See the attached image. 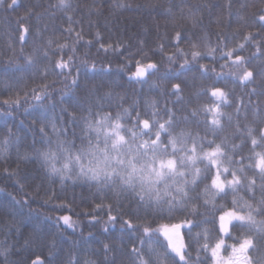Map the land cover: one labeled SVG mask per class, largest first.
I'll return each mask as SVG.
<instances>
[{"label":"trees","instance_id":"1","mask_svg":"<svg viewBox=\"0 0 264 264\" xmlns=\"http://www.w3.org/2000/svg\"><path fill=\"white\" fill-rule=\"evenodd\" d=\"M10 2L5 0L4 4H0V82L7 81L13 85L8 91L0 83V93H3L0 95V140L9 135L8 128L12 130L8 153L0 158V209L8 206L12 212L0 211V250L3 251L0 264H31L36 256H40L46 264H67L70 256L78 257L81 264L85 257L97 264H105V245L112 249L107 254L108 261L132 264L130 252L134 246L141 247L140 241L144 240L147 250L145 227L152 229L153 242L159 240L166 243L162 227L182 224L186 220L192 223H184L179 237L189 245L188 252L193 257L197 255L198 244L194 239L197 233L201 234L200 244L205 242L204 235H207L210 246L224 239L226 248L221 249L220 255L223 258L227 256L237 238L247 231L237 226L230 228V235L219 232L218 217L221 212L217 209L220 205L225 209L231 207V193L223 199L217 197L216 208L204 206L201 200L196 215H146L142 208L129 200L126 193L98 188L95 182L90 185L66 179L61 184L60 178L49 176L42 162L34 156L29 160L20 157L25 152L34 153L35 149L46 147L40 123L33 124L34 118L41 112L54 120L58 127L62 121L70 120L68 113L75 112L77 117L87 116L86 111H81L90 102L84 87L86 83L99 96L109 91L112 93L110 101H101L105 105L104 112L115 115L120 110L118 104L122 103L127 108L134 101H139L138 110L143 113L146 102L156 101L161 115L167 105L178 118L187 115L191 120L195 119L190 115L192 109L214 105L210 90L213 87L222 88L228 93L229 101L227 105H222V110L232 115L233 123L229 124L224 118V131L215 139L219 142L226 137L230 142L240 144L239 134L234 136L237 122L245 134L247 127H264L261 124L264 95L260 94L264 90V81L256 75L254 83L241 84L238 79L229 76L237 69H221V64L231 61L227 57L220 59V56L222 52L245 43L244 37L249 33L260 41L264 29H260L258 17L264 14L261 12L264 3L261 0H69L70 7L62 9L59 0H18L17 7L9 10L7 4ZM29 12L31 15H28ZM193 12L199 18L195 28L186 19ZM241 17L244 19L241 20ZM254 19L256 24L252 23ZM21 25L29 28L23 44L19 40ZM69 28L72 32L67 31ZM177 31L184 37L179 42L174 39ZM76 33H80L82 39L75 44V53L67 48L61 53L58 45L65 42L71 45L76 40ZM49 41H52L51 45ZM190 42L200 45L202 53L206 51L203 47L205 43L216 48L217 59L213 61L205 56L198 63L191 62ZM177 44L179 49L189 53V64L184 65V57L177 51ZM45 51L48 57L44 56ZM260 51L264 53V41H260ZM237 54L249 61L247 68L254 74L264 66V55L257 53L255 42L245 43L243 50L234 52L233 59ZM69 55H73L75 61L71 76L66 79L57 75L60 70L56 69L49 72L46 81L41 79L40 73L45 68L51 69L57 60L61 57L67 60ZM28 56H33L35 60L28 71H12L18 66L23 67ZM169 56L174 57L172 62H169ZM137 60L157 65L145 78L146 82L138 83L128 78ZM93 64L95 70L91 67ZM201 65L209 70L207 75L202 74ZM77 70L80 87H66ZM32 73L36 74L35 78ZM218 74L227 76V81L217 80ZM41 83L50 85L49 98L37 103L32 99V89ZM175 84L180 85L177 94H173ZM17 90L21 92L20 105L5 106L3 101L10 96L15 99ZM24 92L28 93L26 102ZM61 96L64 97L63 103ZM74 103L81 107L74 108ZM62 108L68 111L62 112ZM181 127L204 135L203 125L197 129L195 123L181 124L177 131ZM75 131L76 136L73 137L70 127L66 139L74 140L79 146L80 127H76ZM46 132L48 139L55 140L50 126ZM209 138H212L211 135ZM250 146V141L244 145V155H248ZM207 183L210 184V181ZM203 187L202 183L190 194L195 196L202 192ZM238 195L251 200L246 189H241ZM12 197L20 204H14ZM259 198L257 190L256 199L251 202L255 204ZM110 215L116 219L110 221ZM64 216L70 217L71 227L61 219ZM256 219L264 220V216L257 215ZM214 220L216 223H213ZM125 221H131L132 227L129 228ZM199 255L205 264H213L210 249L201 251Z\"/></svg>","mask_w":264,"mask_h":264},{"label":"snow or ice","instance_id":"2","mask_svg":"<svg viewBox=\"0 0 264 264\" xmlns=\"http://www.w3.org/2000/svg\"><path fill=\"white\" fill-rule=\"evenodd\" d=\"M5 0H0L4 4ZM264 3V0H261ZM18 5V0H11L7 4V9L14 10ZM60 8L70 7L69 0H59ZM264 13V8L261 9ZM31 15V12L28 13ZM71 20V17H69ZM192 24L197 27L199 18L196 13H191L186 17ZM241 20L244 18L241 17ZM253 24L257 20L252 21ZM258 23L260 29H264V14L259 15ZM68 32H72L69 28ZM29 28L21 25L19 40L23 44ZM82 39L80 33H76V40L69 45L67 42L58 45L61 53L64 49H69L75 53V44ZM174 39L179 42L184 37L181 32L175 33ZM203 39H206L204 37ZM245 43L249 41L257 43V53L264 55L260 51V41H264V35L260 36V41L249 33L244 37ZM51 45L52 41L48 42ZM245 43H241L237 48L222 52L220 59L227 57L231 63L221 64V69L235 68L236 72H230L229 76L238 79L241 84L254 83L255 76L258 75L264 81V66L258 73L247 68L248 60L237 54L233 59L234 52L238 53L243 50ZM103 48L104 45H101ZM111 47V46H109ZM192 51L191 62L198 63L205 56L211 57L213 61L216 48L205 43L203 47L205 52L199 50L200 45L191 43ZM163 50V45L160 46ZM107 51V49H105ZM115 51V49H113ZM177 51L184 57V65L189 64V53L179 49ZM21 52L23 49L21 48ZM45 57L48 52L45 51ZM256 54H254L255 56ZM173 56H169V62H172ZM26 62L23 67L18 66L12 71H28L35 63L33 56L25 58ZM74 56L69 55L67 60L61 57L54 66L49 69L45 68L40 73L42 80H47L49 72L56 69L60 71L57 75L67 77L72 75L74 67ZM182 65V67L184 66ZM92 69L95 70V64ZM155 63L143 64L140 60L136 61V71L129 77L138 83L146 82V77L155 70ZM202 74L207 75L208 69L200 66ZM215 71V69H212ZM35 73H32L35 78ZM217 80L227 81L228 77L222 74L216 76ZM3 83L5 90L11 91L13 85L7 81ZM66 87L79 88V71L75 77H72L70 84ZM85 89L89 93V104L81 111H86L87 116L77 117L75 112L68 113L70 120L62 121L58 127L56 122L49 119L44 112L34 118L33 124L39 122L40 132L43 134L45 148H37L34 153L25 152L20 159L29 160L33 156L37 161L42 162L45 171L49 176H58L61 184L64 180H72L89 183L95 182L98 188H110L118 193L128 194L130 201L142 208L145 214L164 215L165 213L172 216L177 213L186 215H196L199 211L200 201L204 206L212 205L216 208V199H223L229 193L232 194L231 207L225 209L220 205L217 210L221 212L218 217L219 232L224 235H230V228L239 227L247 231L237 238V243L231 246V255L226 259L221 257V249L226 248L225 240H218L214 246L207 242L208 237L204 235V243L200 244L201 234L197 233L194 238L198 244L197 255L193 257L188 252L189 245L183 242L177 243L174 237L179 235V231L184 227V223L191 225L192 221L186 220L182 224H173L171 227L165 225L162 234L166 243L159 240H151L152 229L144 228V234L148 237L147 250L144 248L145 241L141 240V247H133L130 252L132 264H205L200 260V252H207L210 249L211 258L214 264H264V220L257 221L256 216H264V127L259 129L247 127L246 134L243 132L239 123L235 124V133L239 134L240 144L230 142L226 137L219 142L215 137L224 131L223 119L227 118L229 124L233 123V117L230 113L222 110V105H227L228 93L219 87H213L210 95L214 98V105H206L202 108L191 110V120L185 115L178 118L172 109L165 105L163 115L158 108L157 102H146V108L142 113L139 109V101H134L129 107L125 108L121 104L117 107L115 115L111 112H104L105 105L103 100H111L112 93L109 91L104 96H99L96 90L89 89L87 83ZM48 83H41L37 88L32 89V99L37 103L49 98ZM177 94L180 85H173ZM256 90L253 89L255 94ZM3 93H0L2 95ZM264 95V90L261 91ZM25 102L28 93L24 92ZM21 92L15 91V99L11 96L3 101L9 108L19 106ZM64 97L61 96V103ZM74 108H80L78 103L72 105ZM95 109V110H94ZM150 109V111H149ZM62 112H67V108H62ZM239 112V109H237ZM201 113L203 118H201ZM164 116L167 118L165 119ZM195 123L197 129L203 125L204 135L199 131L193 132L177 128L181 124ZM261 124H264V117H261ZM82 125V126H81ZM51 127L55 140L48 139L46 132L47 127ZM74 126V127H73ZM72 127V135L76 136V127H80L81 143L76 146L73 141L66 139L69 128ZM8 136L0 140V158H4L12 143L11 128H8ZM211 135L212 138H209ZM250 141L248 155L243 154L244 145ZM259 149V151L257 150ZM237 157H239L237 159ZM248 161L246 164L245 161ZM7 171V170H6ZM251 173V174H249ZM74 174V175H73ZM210 181V184L207 183ZM204 184L203 190L195 196L190 193L195 192L200 184ZM241 189H246L251 196V200L256 199V191L260 192V198L256 203L246 200L239 196ZM10 195V194H9ZM14 204H20L12 197ZM97 207H100L99 205ZM0 211L12 212V208L5 206ZM63 222L70 227L72 226L70 217H61ZM116 217L109 216V220H115ZM129 228L132 227L131 221H125ZM216 223V220L213 221ZM158 245V246H157ZM52 247H55L53 243ZM170 250V251H169ZM106 257L105 264H114V261L107 260V254L112 251L110 246H104ZM171 253H175L173 256ZM0 254L3 251L0 250ZM51 254V253H50ZM258 254V255H257ZM176 257L179 259L177 260ZM31 264H46L40 256H36ZM67 264H81L78 257L70 256ZM82 264H97L95 260L85 257Z\"/></svg>","mask_w":264,"mask_h":264},{"label":"rangeland","instance_id":"3","mask_svg":"<svg viewBox=\"0 0 264 264\" xmlns=\"http://www.w3.org/2000/svg\"><path fill=\"white\" fill-rule=\"evenodd\" d=\"M170 227V226H169ZM162 229H163V227H162ZM224 235V234H223ZM174 239L176 240V242L177 243H180V242H182L181 241V238L179 237V235L178 236H176V237H174ZM231 255V250L229 251V254H227V256H224V258L226 259L228 256H230ZM221 257H223V256H221ZM213 264H214V262H213Z\"/></svg>","mask_w":264,"mask_h":264},{"label":"water","instance_id":"4","mask_svg":"<svg viewBox=\"0 0 264 264\" xmlns=\"http://www.w3.org/2000/svg\"><path fill=\"white\" fill-rule=\"evenodd\" d=\"M135 71H136V68H135L134 72H135ZM152 71H153V70H152ZM134 72H133V73H134ZM131 75H132V73L128 75V78H129ZM133 80H134V79H133Z\"/></svg>","mask_w":264,"mask_h":264}]
</instances>
